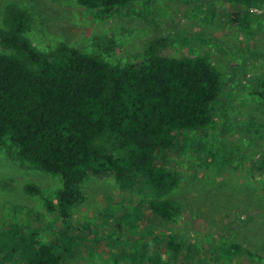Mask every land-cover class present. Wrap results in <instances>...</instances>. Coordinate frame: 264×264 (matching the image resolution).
I'll use <instances>...</instances> for the list:
<instances>
[{
	"label": "rangeland",
	"instance_id": "obj_1",
	"mask_svg": "<svg viewBox=\"0 0 264 264\" xmlns=\"http://www.w3.org/2000/svg\"><path fill=\"white\" fill-rule=\"evenodd\" d=\"M11 10L30 17L24 36L41 52L65 45L139 65L146 45L160 40L159 55L207 58L220 76L212 125L178 133L177 147L157 155L171 189L108 177L79 185L71 263L134 264L148 251L154 264H264V0H136L104 18L76 0H0V27ZM60 187L58 176L21 163L0 141V264H23L25 244L16 241L34 229L42 243L62 242L63 224L45 208ZM154 200L177 207L169 223L149 222Z\"/></svg>",
	"mask_w": 264,
	"mask_h": 264
},
{
	"label": "trees",
	"instance_id": "obj_2",
	"mask_svg": "<svg viewBox=\"0 0 264 264\" xmlns=\"http://www.w3.org/2000/svg\"><path fill=\"white\" fill-rule=\"evenodd\" d=\"M134 1L76 0L100 18ZM30 27L22 10L8 11L0 27V46L10 51L0 53V141H8L21 163L60 178L45 208L64 230L57 244L42 243L35 229L16 242L25 244L23 264H72L68 257L77 251L73 238L80 230L71 225V211L83 200L79 185L108 177L145 181L159 193L171 189L174 178L157 155L177 147L178 133L212 125L220 76L207 58L159 55L160 40L146 45L139 65H111L65 45L41 52L24 36ZM147 207L149 222L169 223L177 214L164 200ZM147 253H137L134 264H145L146 257L154 264Z\"/></svg>",
	"mask_w": 264,
	"mask_h": 264
}]
</instances>
